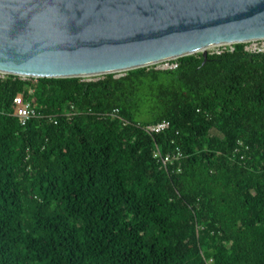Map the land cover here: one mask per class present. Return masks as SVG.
<instances>
[{
  "label": "trees",
  "instance_id": "obj_1",
  "mask_svg": "<svg viewBox=\"0 0 264 264\" xmlns=\"http://www.w3.org/2000/svg\"><path fill=\"white\" fill-rule=\"evenodd\" d=\"M177 62L0 78V264H264V54Z\"/></svg>",
  "mask_w": 264,
  "mask_h": 264
},
{
  "label": "water",
  "instance_id": "obj_2",
  "mask_svg": "<svg viewBox=\"0 0 264 264\" xmlns=\"http://www.w3.org/2000/svg\"><path fill=\"white\" fill-rule=\"evenodd\" d=\"M264 40V0H0V72L97 79Z\"/></svg>",
  "mask_w": 264,
  "mask_h": 264
},
{
  "label": "built area",
  "instance_id": "obj_3",
  "mask_svg": "<svg viewBox=\"0 0 264 264\" xmlns=\"http://www.w3.org/2000/svg\"><path fill=\"white\" fill-rule=\"evenodd\" d=\"M245 45V50L251 54H264V40H254L250 42L243 43ZM235 45H223V46H217L214 48L208 49L209 55H221L225 51H231L233 52L235 49ZM178 59L175 60H168L161 62L157 64L159 66V70L163 71H171L176 70L179 66V63L177 62ZM156 66V65H155ZM6 75L0 76V78H4ZM13 115L18 117L21 120V124L23 126L27 125L28 121L37 117V111L33 104L29 101H27L22 96H17L14 99L13 102ZM117 111H115L114 114H116ZM170 127V122L163 121L161 123H158L156 125H150L145 127V130L148 133H161L165 130H167ZM240 149H236V153H238ZM154 157L157 159V161L164 167L168 168V166H174L176 163L179 162L178 165V171H181V160L184 159L183 152L177 148L174 154H162L161 151H156L154 154ZM241 159H244V157H241Z\"/></svg>",
  "mask_w": 264,
  "mask_h": 264
},
{
  "label": "bare ground",
  "instance_id": "obj_4",
  "mask_svg": "<svg viewBox=\"0 0 264 264\" xmlns=\"http://www.w3.org/2000/svg\"><path fill=\"white\" fill-rule=\"evenodd\" d=\"M223 45H227V44H222V45H219V46H223ZM214 47H216V46H211V48H214ZM210 49V48H209ZM0 75H6L5 73H2V72H0Z\"/></svg>",
  "mask_w": 264,
  "mask_h": 264
},
{
  "label": "rangeland",
  "instance_id": "obj_5",
  "mask_svg": "<svg viewBox=\"0 0 264 264\" xmlns=\"http://www.w3.org/2000/svg\"><path fill=\"white\" fill-rule=\"evenodd\" d=\"M150 67H152V66H150ZM155 68H159V66L156 65ZM0 76H2V75H0ZM6 76H8V75H6ZM22 78H23V79H28V78H25V77H22Z\"/></svg>",
  "mask_w": 264,
  "mask_h": 264
}]
</instances>
